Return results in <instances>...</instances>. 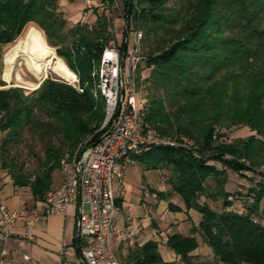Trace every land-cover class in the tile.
Returning a JSON list of instances; mask_svg holds the SVG:
<instances>
[{
	"label": "trees",
	"instance_id": "1",
	"mask_svg": "<svg viewBox=\"0 0 264 264\" xmlns=\"http://www.w3.org/2000/svg\"><path fill=\"white\" fill-rule=\"evenodd\" d=\"M59 1L0 0V169L14 187L29 189L35 201L45 200L52 191L53 174L66 153L74 156L88 136H92L91 143L99 139L96 132L105 118V99L95 96L91 74L92 60L100 59L112 37L111 24L103 14L94 26L79 22L70 27L59 12ZM124 10L144 31L143 63L150 70L147 122L162 137L178 140H193L199 125L210 124L204 127L203 141H194L199 158L192 150L170 147H153L134 157L146 170L170 172L171 191L158 193L159 198L177 195L187 211L202 216L190 236L176 233L168 238L167 246L180 260L165 262L158 243L150 241L131 249L122 264H205L194 254L200 246L199 233L218 264H264V224L254 219L264 202V186L253 193L246 190L254 204L244 214L231 209L229 198L236 193L226 190L227 171L249 170L240 160L253 163L254 155L264 151V0H126ZM28 24L40 28L47 46L56 49L59 59L79 75L84 93L50 77L30 94L21 87L6 88L3 47L13 43ZM247 76L256 80L251 113L233 116L226 106L230 84L241 83ZM136 81L138 85L140 66ZM215 123L226 129L248 127L255 134L217 143L212 136ZM22 145L35 160L31 173L22 160ZM211 161L227 170H218ZM209 179L217 185L209 197L223 200L221 212L200 203ZM168 209L183 212L171 202Z\"/></svg>",
	"mask_w": 264,
	"mask_h": 264
},
{
	"label": "built area",
	"instance_id": "2",
	"mask_svg": "<svg viewBox=\"0 0 264 264\" xmlns=\"http://www.w3.org/2000/svg\"><path fill=\"white\" fill-rule=\"evenodd\" d=\"M76 1L84 6L82 17L87 21L92 12L107 14L113 8L107 0ZM134 7L140 15L137 2ZM127 29L129 47L125 51L118 48L112 35L100 59L92 60L94 93L105 99V118L96 132L99 139L91 143L92 136L86 137L74 156L61 160L62 183L47 194L41 209L23 206L19 211L9 212L0 202V264H8V246L12 244L13 229L18 223L24 224L23 239L32 240L36 223L52 216H65L68 208L76 203H79L80 214L77 228L83 241L82 264H122L112 248L111 235L116 232L115 224L120 213L114 185H118L123 195L124 165H136L134 157L153 147L184 148L192 150L199 158L192 140L162 137L147 122V101L138 98L136 81L137 70L145 61L143 32L136 24L134 43L131 44L130 28ZM76 77L77 81L70 85L82 94L84 88L80 86L79 75ZM218 131L221 133L213 136L217 143L230 141L229 129ZM22 259L23 264H31L28 254H23Z\"/></svg>",
	"mask_w": 264,
	"mask_h": 264
},
{
	"label": "crops",
	"instance_id": "3",
	"mask_svg": "<svg viewBox=\"0 0 264 264\" xmlns=\"http://www.w3.org/2000/svg\"><path fill=\"white\" fill-rule=\"evenodd\" d=\"M62 1L59 2L60 7ZM101 15L103 13L92 12L88 21L93 19L97 21L98 16ZM82 18V13L76 16L72 13L67 15L69 20L80 21ZM114 24L122 25L124 37L123 40L121 38V48L126 50L129 47L127 15L123 24L122 19H116ZM112 35L116 41L114 30ZM124 170L123 195L120 194L118 185H114L117 205L120 209L115 224L116 232L111 235V245L116 256L124 259L131 249L154 241L158 243L159 252L165 262L179 261L180 258L167 246V241L176 233L189 236L192 227L185 219L188 215L193 217L195 211H187L183 202H174L175 198L180 200L177 195L169 199L157 197L158 193L167 194L171 191L167 170H146L138 163L134 166L125 164ZM61 183L62 175L53 184V188L57 189ZM43 201H35L29 189L14 187L11 178L5 173L0 175V202H3L9 212L19 211L23 206L41 209ZM170 202L182 208L183 212H170L168 209ZM198 216L196 221L192 218L196 226L201 222V216L199 214ZM78 219L79 207L76 203L68 208L65 216H52L36 223L32 240L23 239L24 224L18 223L13 229L12 244L8 246L10 252L8 264H23V254L31 257V264H82L83 241L80 238L78 240ZM177 222L180 226L172 227ZM186 222L188 226L183 228V223Z\"/></svg>",
	"mask_w": 264,
	"mask_h": 264
},
{
	"label": "rangeland",
	"instance_id": "4",
	"mask_svg": "<svg viewBox=\"0 0 264 264\" xmlns=\"http://www.w3.org/2000/svg\"><path fill=\"white\" fill-rule=\"evenodd\" d=\"M125 1L126 0H113L112 6H111L113 8H111L110 12L106 15V18L108 19L109 23L111 24V31L113 32V30H114V32H115L117 46L120 50L122 47L121 38L123 40V37H124L122 35L123 29H122L121 24H114V22H116V19H120V20L122 19V24L124 23V19H125L124 4H125ZM173 4H174V1H172L170 3V6H172ZM116 5H118V8L116 7ZM180 5L181 4L179 3L177 5V7H179ZM83 7L84 6H82V4L76 0H63L62 1V7L59 6V12L63 13V15L66 18V20L68 21V24L70 25V27L74 26L75 24H77L79 22L82 24H88L89 26H94L96 24V19H93V20L88 21V22H86L87 20H84L83 18L80 21H78V19H73V20L67 19L68 13H69V15H71V13H72L74 16H76L79 13H82V15H83V12H82ZM136 24L137 23H136L134 17L132 16V18L129 20V28H130L129 40H130L131 44L134 43V38H135V32L134 31L136 30ZM30 25L34 26L37 30H39L44 35V32L40 28H38L35 24H28L25 27L24 31L16 38V40L13 43L3 47V57H2L3 72H4V67H5V55L12 49V47L17 43V41L19 39H22L24 37L25 31ZM142 32L144 33L143 30H142ZM44 37H45V35H44ZM45 39H46V37H45ZM46 42H47V40H46ZM54 50L56 52V56L58 57L56 49H54ZM58 59H59V57H58ZM61 62L63 63V61H61ZM149 72H150V70L148 68H146V63H141V65H140V83L137 85V91H138V98L139 99L145 100L147 98L146 96L148 94V83H146V79L149 77ZM49 77L62 80L64 82H67L68 84L73 83L72 81H70V75L64 70H60L57 72L49 71L46 79H48ZM18 78H20V79H18ZM46 79L44 78L43 80L45 81ZM3 80L4 79H3V73H2V81ZM255 81L256 80L254 79V77L247 76L246 78H244L242 80L241 83L230 84L229 97H228L226 106L229 107L230 112L233 116H239L238 115L239 113L242 114L244 112L245 113H251L250 98H251L252 89L255 88V86H256ZM5 83L7 84L6 88L21 87V88H24L28 92V94H30L34 91L33 90L34 86L38 85L41 82L36 77V75H34V73L30 70L27 60H25L24 58H20L16 64V66H15L14 71H13L12 79L9 82H5ZM39 86H40V84H39ZM262 100H263L262 103L264 105V99H262ZM209 124L199 125L196 128V134L195 135L197 137L192 140L193 142L197 141V142L201 143L203 141L202 138H203L204 127H206ZM217 128H218V130L226 129L225 127L223 128L222 125L215 123V124H213L212 136H215V135L221 133L220 131L217 130ZM228 129L230 131V141H232V142H234L238 139H246L249 136L255 134V133L251 132V130L248 127L240 126V127H230ZM182 138L185 139L186 137H182ZM258 139H262V137H258ZM78 147L75 150V153L77 152ZM20 149H21L22 160L26 162L27 170L30 173L33 172L36 169L35 160L29 156L28 149L24 148L23 145L20 147ZM36 149L38 151H41V146L38 145ZM207 155L211 156V153L207 154ZM71 156H72L71 153H66L62 159H65V158H68ZM254 157L256 158V160L253 163H251L252 162L251 159H250V161L245 159V158L240 160V162L242 164H246V166L249 168V170H244L243 172H241L239 174H236L232 171H227L228 172V182L226 185V190L230 194L236 193V197L235 196L230 197V198H232V202H233V206L231 207V209L235 210V211L237 210L239 213H242V214L246 213V211L244 212L243 210H246V208L250 204L251 205L254 204L253 197H250L248 195V193L246 192V190L250 189V190H252L251 193H253L254 189H257V191H260L261 185L264 186V151L262 150L258 155L255 154ZM226 158L229 160L231 159L230 156H227ZM210 164L215 165L218 168V170H220V171L227 170L225 167H223L218 162L216 163V162L211 161ZM0 166H1V164H0ZM3 173H5V171H2L0 169V175ZM60 176H61L60 168H58L53 174V184L56 181H58ZM170 176H171V174L169 172V179H170ZM216 186L217 185H216V182L214 179H209L207 181V183L205 185L207 194L201 197L200 203L208 205L210 207V209L214 212H221L223 210V207H224L223 200L218 199L217 201H214L212 197H209V196L214 195L216 193V191H217ZM54 189L55 188H53L52 190H54ZM157 197H158V194H157ZM172 197H174V196H172ZM230 198H229V201H231ZM175 199L176 200H174V202H181V203L183 202L181 198H180L181 201L177 200V198H175ZM174 202H173V204H174ZM198 214L199 213L195 211V212H193V217L188 215V218L185 219L187 222H189L191 227H193V225L196 226L195 221L198 220L197 219L199 217ZM192 218L195 221H193ZM254 219L258 223L264 224V202H262V204L260 205L259 213L254 217ZM200 221H202V216H201ZM187 222L183 223V226H182L183 228L185 226H188ZM199 225H200V223H198L197 226H199ZM178 226H180V224L178 222L175 225L174 224L172 225V227H174V228H177ZM189 236H190V234H189ZM196 238H197L200 246H199V249L194 254H195V256L199 257V262L205 263V264H218V262L215 260V256H214L212 250H210L207 247L202 234L199 233L196 236ZM117 258L121 263H123V258L120 259V257H118V256H117Z\"/></svg>",
	"mask_w": 264,
	"mask_h": 264
},
{
	"label": "bare ground",
	"instance_id": "5",
	"mask_svg": "<svg viewBox=\"0 0 264 264\" xmlns=\"http://www.w3.org/2000/svg\"><path fill=\"white\" fill-rule=\"evenodd\" d=\"M20 58L27 60L30 70L40 82L48 75L49 71L60 70L66 71L73 83L77 81L76 75L58 59L55 50L47 46L44 35L34 26L30 25L26 29L24 37L19 39L5 55L3 79L6 82L12 79L13 71ZM39 84L35 85L33 90H37Z\"/></svg>",
	"mask_w": 264,
	"mask_h": 264
},
{
	"label": "water",
	"instance_id": "6",
	"mask_svg": "<svg viewBox=\"0 0 264 264\" xmlns=\"http://www.w3.org/2000/svg\"><path fill=\"white\" fill-rule=\"evenodd\" d=\"M127 20H128V27H129V15H127ZM125 51V50H124ZM47 77V76H46ZM46 77H45V79H46ZM4 82H6L5 80H3ZM44 81V80H43ZM42 81V82H43ZM41 82V83H42ZM121 97L123 98L124 97V89H122V91H121ZM119 112H120V109H119V111H118V114H117V117H118V115H119ZM116 120H117V118H116ZM78 206H79V203H78ZM80 215V214H79ZM80 217V216H79ZM79 237H80V235H79V233H78V240H79Z\"/></svg>",
	"mask_w": 264,
	"mask_h": 264
}]
</instances>
